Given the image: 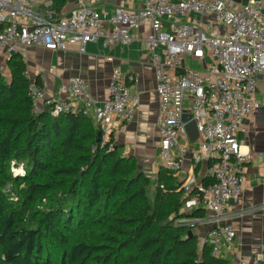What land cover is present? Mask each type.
I'll list each match as a JSON object with an SVG mask.
<instances>
[{
    "label": "built area",
    "instance_id": "built-area-1",
    "mask_svg": "<svg viewBox=\"0 0 264 264\" xmlns=\"http://www.w3.org/2000/svg\"><path fill=\"white\" fill-rule=\"evenodd\" d=\"M34 1L0 0V59L6 61L30 45L57 50L68 41L77 44L80 52L99 39L106 47L126 45L131 41L132 28L149 24L143 44L158 97L155 126L161 166L178 175L190 159L187 174L180 180L181 187L189 189L196 183L194 168L206 164L211 182L196 186L211 219L202 242L210 245L213 256H221L234 239L231 225L223 218L224 211L229 199L240 197L245 165L253 159V154L244 149L240 133L259 108L255 92L258 75L264 71L260 0H143L136 10L116 7L105 20L109 25L106 32L100 12L84 0H69L70 7L60 17L47 0L40 11L33 10ZM189 16L193 19L187 21ZM199 16H213L227 32L207 33L196 25ZM187 57L201 62L199 69L187 70ZM27 95L32 113L42 102L51 116L77 113L96 123L109 119L118 132L133 120L139 103L134 77L118 68L110 73L108 97L101 104L79 77L62 84L56 97H46L40 85L28 81ZM183 114L189 115L187 121H183ZM189 121L195 123L197 131L193 140L186 132ZM99 130L100 146L116 142L118 132L105 126ZM187 202L196 206L197 199L193 196ZM248 264H264V254L254 256Z\"/></svg>",
    "mask_w": 264,
    "mask_h": 264
},
{
    "label": "trees",
    "instance_id": "trees-1",
    "mask_svg": "<svg viewBox=\"0 0 264 264\" xmlns=\"http://www.w3.org/2000/svg\"><path fill=\"white\" fill-rule=\"evenodd\" d=\"M47 1L65 14L69 0ZM6 66L0 178L15 183L4 171L11 157L26 158V173L15 179V200L0 189V264H227L192 234L193 220L206 217L198 187L182 188L177 174L159 166L150 194V177L121 145L100 146L89 116L31 112L21 52ZM210 182L205 175L200 185ZM193 196L196 206L185 210Z\"/></svg>",
    "mask_w": 264,
    "mask_h": 264
},
{
    "label": "crops",
    "instance_id": "crops-1",
    "mask_svg": "<svg viewBox=\"0 0 264 264\" xmlns=\"http://www.w3.org/2000/svg\"><path fill=\"white\" fill-rule=\"evenodd\" d=\"M44 0H36L31 4L33 10L40 11ZM96 8L103 17V30L109 29L105 21L116 8L136 10L142 6L143 0H84ZM179 1V0H172ZM238 3L245 0H235ZM264 13V0H260ZM70 7L68 1L62 11L65 13ZM197 27L212 33L227 32L226 27L214 19L213 16H199ZM192 16L186 18L187 21ZM149 31V24L145 23L131 29V41L126 44H112L104 46L102 39L85 46L80 52L78 45L65 42L63 49L47 50L43 47L30 45L21 50L25 62V74L28 81H39L46 97H56L57 89L68 79L79 77L87 86L97 104H101L108 97V79L113 68L120 69L126 75L134 77V89L139 94V103L133 120L122 131H117L109 119L95 126L109 127L117 133L116 144L122 146L126 156H133L137 164L154 169L161 166L159 156V135L155 126V115L158 97L155 92L153 69L150 57L143 44V37ZM186 61L200 66L201 62L193 61L190 57ZM255 98L259 108L245 121L244 130L240 137L244 149L253 154V159L245 165L243 173V187L240 197L229 199L224 211V220L234 231L231 248H224L220 257L227 264H248L251 258L264 254V71L258 75ZM42 108V102L39 103ZM187 159L178 177L184 179L190 167ZM206 175V164H198L194 168L195 186L199 185ZM206 217L193 220L196 223L193 231L202 243L206 229L211 225V219ZM197 228L201 230L195 232Z\"/></svg>",
    "mask_w": 264,
    "mask_h": 264
},
{
    "label": "rangeland",
    "instance_id": "rangeland-1",
    "mask_svg": "<svg viewBox=\"0 0 264 264\" xmlns=\"http://www.w3.org/2000/svg\"><path fill=\"white\" fill-rule=\"evenodd\" d=\"M185 68L187 70H196L199 69V67L197 65H195L192 62H185ZM0 77L3 80L8 79L9 74H8V68L6 66V61H4L3 59H0ZM185 107L188 108V103L185 102ZM159 166H156L154 169L148 168V167H142L140 168V170L146 174L148 177H150L152 185L150 186L149 189V193L151 194L154 188V181H155V175L157 172ZM4 171L5 174L7 175H11L10 177L12 178H17V177H22L25 175L26 173V158L22 157H11L8 158L5 162H4ZM14 179L15 183H11V182H7L5 183V181H2V179L0 178V189L3 191V193L9 195L8 199L11 200H15V195L11 194L12 190L15 188H18L16 185V180ZM190 208V205L188 204V202L186 201L184 204V209L187 210ZM80 215V214H79ZM201 230L200 228L196 227L195 232ZM194 231V230H193ZM202 231V230H201ZM49 245H45V247H47V249ZM50 247H52L50 245ZM55 256V252L54 250L51 249V257Z\"/></svg>",
    "mask_w": 264,
    "mask_h": 264
},
{
    "label": "water",
    "instance_id": "water-1",
    "mask_svg": "<svg viewBox=\"0 0 264 264\" xmlns=\"http://www.w3.org/2000/svg\"><path fill=\"white\" fill-rule=\"evenodd\" d=\"M182 119H183V121H187L189 119V115L188 114H183ZM186 132H187L188 137L191 140H193L197 136V131H196L195 123L193 121H189L188 123H186ZM140 168H141V166L138 165V170L139 171H141Z\"/></svg>",
    "mask_w": 264,
    "mask_h": 264
}]
</instances>
